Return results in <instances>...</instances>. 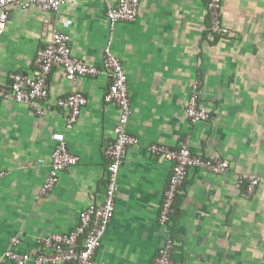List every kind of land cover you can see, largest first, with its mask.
I'll return each instance as SVG.
<instances>
[{"label": "crops", "instance_id": "0c3cea01", "mask_svg": "<svg viewBox=\"0 0 264 264\" xmlns=\"http://www.w3.org/2000/svg\"><path fill=\"white\" fill-rule=\"evenodd\" d=\"M117 1L65 0L56 12L11 6L0 35V86L12 72H32L37 49L54 29L70 36L74 56L102 66L111 53L123 65L131 99L127 130L138 142L119 169L114 216L95 264H149L168 233L181 264H264V0H222L229 29L222 37L208 31L204 0H140L135 21L111 23L105 7ZM195 81L209 118L192 123L184 108ZM109 83L99 74L74 84L56 65L43 114L0 97V264H12L4 258L11 237L21 240L18 252L37 250L38 237L71 230L82 209L103 199L105 149L119 115L103 99ZM73 91L86 103L67 129V110L56 100ZM54 132L64 133L79 160L38 196ZM184 140L195 154L227 160L229 170L191 167L163 227L157 215L171 163L147 146L178 147ZM240 174L258 178L252 194L239 184Z\"/></svg>", "mask_w": 264, "mask_h": 264}, {"label": "built area", "instance_id": "2783aa9c", "mask_svg": "<svg viewBox=\"0 0 264 264\" xmlns=\"http://www.w3.org/2000/svg\"><path fill=\"white\" fill-rule=\"evenodd\" d=\"M140 0H118L108 3L105 17L111 22H133L139 12ZM209 14L208 31L214 36H226L229 29L223 24L221 16L222 0H204ZM65 0H0V35L3 33L8 9L16 6L25 10L32 4L51 12L59 10ZM70 36L54 29L47 42L36 51L32 72H12L6 85L0 86V97L11 99L28 105L36 114H43L48 97L47 77L53 66L64 70L65 78L76 83L79 77L105 74L110 83L104 93V101L113 102L119 108V115L114 127V139L105 149L106 181L104 196L100 202H92L82 209L78 215V223L69 231L51 233L38 237L39 249L18 252L16 247L21 240L11 237L4 251V258L12 264H95V254L101 245L106 227L114 216L115 201L119 194L118 173L124 161L127 148L138 142V137L127 130V122L131 114V99L128 91L127 75L120 59L108 53L102 63L97 66L88 63L71 53ZM86 103V97L79 91H73L56 100L58 107L66 108L65 127L70 129ZM185 114L192 123L203 122L209 118V112L199 100V83L193 82L184 108ZM53 149L50 154L48 173L39 188L38 196L47 195L56 185L59 173L67 167L75 165L79 157L71 152L62 132L51 135ZM149 154L161 156L171 163V172L163 191L157 221L166 227L174 211V203L179 188L184 183L191 167L201 168L208 172L221 174L229 170V162L220 157H203L193 153L187 140L178 147L152 142L147 146ZM4 171H0V178ZM240 185H244L247 194L254 192L258 178L250 174H240ZM174 239L170 233L159 247L156 256L149 264H181L172 256Z\"/></svg>", "mask_w": 264, "mask_h": 264}]
</instances>
